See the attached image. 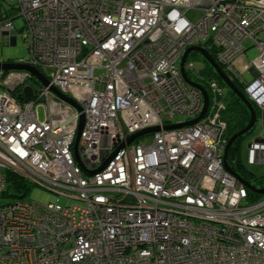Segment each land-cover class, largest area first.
Masks as SVG:
<instances>
[{
  "label": "built area",
  "instance_id": "built-area-1",
  "mask_svg": "<svg viewBox=\"0 0 264 264\" xmlns=\"http://www.w3.org/2000/svg\"><path fill=\"white\" fill-rule=\"evenodd\" d=\"M18 18L28 55L0 63L48 85L0 68V264H264V195L250 202L225 167L228 93L189 57L186 77L209 98L199 119L203 92L180 66L212 35L264 127V0H0L10 43ZM248 40L259 50L243 67L251 83L235 67ZM251 136L245 167H264V134ZM7 172L57 201L12 197Z\"/></svg>",
  "mask_w": 264,
  "mask_h": 264
},
{
  "label": "trees",
  "instance_id": "trees-1",
  "mask_svg": "<svg viewBox=\"0 0 264 264\" xmlns=\"http://www.w3.org/2000/svg\"><path fill=\"white\" fill-rule=\"evenodd\" d=\"M200 56L196 53L192 54V57ZM201 57V56H200ZM202 58V57H201ZM203 60V58H202ZM9 62H14V60L9 59ZM203 64L205 69L200 72L205 78L208 80L217 81L222 87L227 89V109L223 112V119L227 123V139L230 140L233 135L237 134L243 128H245L250 121V112L241 100L230 91L223 81L217 76L215 72L209 70L210 66L203 60ZM198 79V78H197ZM234 84L237 88L245 94L244 85L240 84L239 81L235 80ZM252 102V101H251ZM253 103V102H252ZM255 109H257L255 107ZM258 110V109H257ZM242 112V113H241ZM257 113V112H256ZM260 113V112H259ZM251 132L237 139V141L233 144L229 152V163L231 167L243 178H245L253 188L261 189L264 188V176H257L250 169H247L244 164V158L241 155V147L242 144L250 137ZM7 181H8V193L12 194V197H18L23 195L30 194L32 190V186L29 181L21 178L13 172H7ZM256 190H248V199L250 202L259 201L263 196L257 192Z\"/></svg>",
  "mask_w": 264,
  "mask_h": 264
},
{
  "label": "rangeland",
  "instance_id": "rangeland-1",
  "mask_svg": "<svg viewBox=\"0 0 264 264\" xmlns=\"http://www.w3.org/2000/svg\"><path fill=\"white\" fill-rule=\"evenodd\" d=\"M188 17L190 19L193 18V16L191 17V15H189ZM23 24L24 23H23L22 18H18L16 20H14V25L17 28V36H18L16 44L10 43V41L4 39L2 36L0 37V60H9V59H12L14 61H20V60L25 59L27 57V55H28V43L25 40H23L24 32L21 33V31H20V29L23 27ZM244 46L247 47V48H250V49H248V53L246 54V62L248 64H251L258 57L259 50H258L257 47H253L254 45L252 44V41L251 40L246 41L245 44H244ZM190 58H192L193 62L196 64V67H197L196 68V72H199L201 70V68L203 67V65H204L202 58L200 56H197V57H192L191 56ZM243 60H244V58H243ZM207 64H208V62H207ZM236 72L238 73V71H236ZM244 79L248 83H251L253 81V79H254V76H253V74L250 71H247L244 74ZM231 81L234 82L235 79L232 78ZM226 91H227V89H226ZM242 94L244 95V97L246 98V100L251 104V101H253V100L250 99L246 95V93L245 94L242 93ZM240 100L245 105V103L243 102V100L242 99H240ZM204 102H205V100H204ZM251 106H253V108L255 110V115H256V117H255V124L253 126V129H251V131H250L251 134H252L251 137H258V136L264 134V127H263V122H262L263 121L262 113L260 112V108H258V106H256L255 103L254 104H251ZM255 107L258 110L255 109ZM38 113H39L40 120H45V112H44V109L43 108H39ZM251 118H252V116L250 114V120H251ZM181 120H182V118H181ZM249 123H250V121H249ZM245 128H243V129H245ZM248 136H250V135H248ZM246 142L247 141H245L244 143H246ZM244 143L242 144V147H241V149H242L241 155H242L243 158H245V156H246V150L245 149H246V145H247V143L246 144H244ZM245 162L246 161H244V164H245ZM250 171L253 172L257 176H264V167H252V168H250ZM57 199H58V196H56L54 193L49 192V191H47V190H45L43 188H40V187H34V188H32V190H31V192H30V194L28 196V200L29 201L35 202V203H39L41 205L49 204V202L57 201ZM63 201H64V199H62V202ZM73 202L74 201H70L69 203L71 204Z\"/></svg>",
  "mask_w": 264,
  "mask_h": 264
},
{
  "label": "water",
  "instance_id": "water-1",
  "mask_svg": "<svg viewBox=\"0 0 264 264\" xmlns=\"http://www.w3.org/2000/svg\"><path fill=\"white\" fill-rule=\"evenodd\" d=\"M14 44H16V41H13ZM191 52H197L199 53V55H201V57L203 58V60L205 62H208L209 65H211L215 71L217 72V74L219 75V77L221 78V80L223 81V83L225 84V86L232 91L234 94H236L240 99L243 100V102L245 103V105L247 106L252 118L250 120V123L248 124V126L241 130L238 134H235L228 142L226 149H225V167L227 170H229L234 176H236L247 188L251 189V190H256L258 191L260 194L264 195V188L263 189H255L251 186V184L247 181H245L244 179L239 178L238 174H236L235 172H233L231 170V168L228 166L227 164V157H228V152L231 148V146L235 143V141L242 137L245 136L247 133H249L251 131V129L253 128L254 124H255V111L253 109V107L251 106V104L246 100V98L244 97V95L239 91V89L236 87V85L231 81V79L221 70V68L217 65V63L215 62V60L212 58V56L201 46H193L190 47L186 50V52L184 53V56L180 62V66H181V71L183 72L184 76L186 77L185 74V70H184V65L186 60L188 59V56ZM0 68H3L5 70H26L28 72H30L36 79H38L42 84H44L45 86L48 85V81L47 79L35 68H32L30 66L27 65H23V64H1L0 63ZM186 80L188 82V84L190 86L193 87H197L198 89H200L203 92L204 98H205V108L203 111V115L199 118H203L207 112L208 109V104H209V98L207 96V93L204 91L203 87L199 84H197L196 82L190 80L189 78L186 77ZM52 91L62 100L70 103L71 105H73L76 109H78V111H81V108L79 106H77L75 104V102L66 97L64 94H62L61 92H59L57 89L53 88ZM25 95H26V101H29L32 98L33 95V91L31 87H26L25 90ZM83 116H81V122H80V126H79V132H78V136H77V140L76 143L78 144L79 138H80V134L82 131V127H83ZM199 119L195 120L194 122L198 121ZM193 122V123H194ZM159 128H150L147 129L145 131H142L134 136H132L128 143H131L135 138L144 135L146 133L149 132H154L157 131ZM105 166H103L101 169H99L98 171L102 170ZM96 173V172H95Z\"/></svg>",
  "mask_w": 264,
  "mask_h": 264
},
{
  "label": "flooded vegetation",
  "instance_id": "flooded-vegetation-1",
  "mask_svg": "<svg viewBox=\"0 0 264 264\" xmlns=\"http://www.w3.org/2000/svg\"><path fill=\"white\" fill-rule=\"evenodd\" d=\"M207 48H208V52L209 54L212 56V58H215V62L217 63V65L221 68V70L228 76L229 72L226 70V67L227 65H224L222 63H220L219 61H217V56L218 54H220L222 52V48L220 46H218L213 38H212V35L210 36L209 40L207 41ZM192 54H194V52H191L188 56L191 57ZM7 61V60H6ZM245 65H249V67H251L250 65L251 64H248L246 62V59L243 60V58H240L237 63H236V70L238 71V73L241 75V79H244V74L247 72V71H250L253 75H254V72L252 71V68L250 70H247L246 72L243 71V67ZM185 70V68H184ZM209 70H212L213 72H215L217 74V72L215 71V69L210 65V68ZM182 72V71H181ZM183 74V72H182ZM185 74L187 75V72L185 71ZM184 75V74H183ZM217 76L219 77V75L217 74ZM230 77V76H229ZM220 78V77H219ZM221 79V78H220ZM239 81V80H237ZM240 91V90H239ZM241 92V91H240Z\"/></svg>",
  "mask_w": 264,
  "mask_h": 264
},
{
  "label": "bare ground",
  "instance_id": "bare-ground-1",
  "mask_svg": "<svg viewBox=\"0 0 264 264\" xmlns=\"http://www.w3.org/2000/svg\"><path fill=\"white\" fill-rule=\"evenodd\" d=\"M233 83H234V82H233ZM236 87H237V86H236ZM255 89L258 90L257 95H259V96H260L261 94L264 95V91L261 90L260 86L255 85ZM252 102H253V101H252ZM252 102H251V104H254V103H255L256 106H258V104H257L256 102H253V103H252ZM252 107H253V106H252ZM258 107H259V106H258ZM253 109H254V108H253ZM254 111H255V110H254ZM241 113H242V112H241ZM259 117H260V116H259ZM252 129H253V128H252ZM238 133H239V132H238ZM238 133H237V134H238ZM233 136H234V135H233ZM233 136H232V137H233ZM255 192H256V191H255Z\"/></svg>",
  "mask_w": 264,
  "mask_h": 264
}]
</instances>
